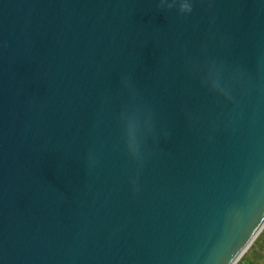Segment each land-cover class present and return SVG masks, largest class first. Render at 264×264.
Here are the masks:
<instances>
[{
    "label": "water",
    "instance_id": "1",
    "mask_svg": "<svg viewBox=\"0 0 264 264\" xmlns=\"http://www.w3.org/2000/svg\"><path fill=\"white\" fill-rule=\"evenodd\" d=\"M0 0V264H225L264 223V0Z\"/></svg>",
    "mask_w": 264,
    "mask_h": 264
},
{
    "label": "clouds",
    "instance_id": "2",
    "mask_svg": "<svg viewBox=\"0 0 264 264\" xmlns=\"http://www.w3.org/2000/svg\"><path fill=\"white\" fill-rule=\"evenodd\" d=\"M183 10L192 11L190 0H185ZM253 247L258 249V254L251 257L247 256ZM225 264H264V223L259 225L258 230L253 232L246 240H242L234 253L225 261Z\"/></svg>",
    "mask_w": 264,
    "mask_h": 264
},
{
    "label": "rangeland",
    "instance_id": "3",
    "mask_svg": "<svg viewBox=\"0 0 264 264\" xmlns=\"http://www.w3.org/2000/svg\"><path fill=\"white\" fill-rule=\"evenodd\" d=\"M256 254H258V249L253 247L252 249L249 250L247 255H249V257H251V256L256 255Z\"/></svg>",
    "mask_w": 264,
    "mask_h": 264
},
{
    "label": "trees",
    "instance_id": "4",
    "mask_svg": "<svg viewBox=\"0 0 264 264\" xmlns=\"http://www.w3.org/2000/svg\"><path fill=\"white\" fill-rule=\"evenodd\" d=\"M249 257V255H247L246 257H245V259H247Z\"/></svg>",
    "mask_w": 264,
    "mask_h": 264
}]
</instances>
